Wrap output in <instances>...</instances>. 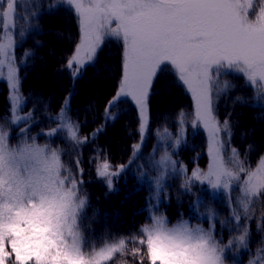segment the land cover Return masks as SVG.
<instances>
[{
    "label": "snow or ice",
    "instance_id": "snow-or-ice-1",
    "mask_svg": "<svg viewBox=\"0 0 264 264\" xmlns=\"http://www.w3.org/2000/svg\"><path fill=\"white\" fill-rule=\"evenodd\" d=\"M17 7L31 11L28 19L38 20L41 5L28 0H0V81L9 88L8 111L0 123V264H107L117 254L137 258V264H242V253H247V264H264V238L253 250L250 246V222L264 237V209L256 215L255 205L264 199V155L255 167L231 143V125L227 117L218 119V102L235 87L220 77L230 73L242 74L248 87L254 89L251 102L236 97L234 102L250 107L264 106V0H53L43 10L54 14L60 7L77 19L80 36L65 68L73 85L89 66H95L110 40L122 44V69L115 94L104 106L102 123L88 136H80V124L69 116L73 92L61 102L59 112L48 119L57 127L48 133L49 138L66 133L63 138L70 150L79 149L94 140L109 122L119 116V106L131 105L135 110V132L138 141L131 145L127 164L113 170L107 157L101 153L91 159L95 173L112 190V179L136 164L133 174L137 180L148 177L152 183L151 200L160 201L166 192L165 179L169 174L183 175L181 189L195 197L193 209L203 203V198L192 192L199 183L208 191L225 197L230 210L228 219L219 221L222 228L237 232L227 243L216 238L217 213L207 209L206 219L212 221L208 229L190 226L181 219L168 227L163 215H149L150 224L140 228V235L104 240L102 246H91L85 251V241L79 221L87 205V198L80 195L84 168L77 157L73 167L61 162L60 149L38 145L35 137L29 143L27 127L33 119L32 111L20 114L27 98L20 92L21 79L16 65L13 31L16 21L25 16ZM113 24L115 26H113ZM30 27L39 30V25ZM21 38L25 29L17 33ZM34 55L26 51L21 66ZM6 68V72H5ZM178 81L192 94L195 118L191 121L194 131L203 129L208 137L207 170L188 169L172 159V152L184 140V113L177 114L179 129L175 137L167 128L156 129L158 143L152 153L161 148L163 155L142 157L141 149L149 131L151 119L149 97L158 72L169 69ZM38 102L47 109L42 97ZM264 118V113L261 114ZM9 128L12 131H9ZM19 128L18 135L25 137L10 146V136ZM252 145H248L251 151ZM247 156V153L245 154ZM138 159H146L150 168L159 174L152 177ZM63 170V171H62ZM75 171V174H74ZM236 191L239 194L233 196ZM135 243L146 248L128 245ZM122 264L125 262L122 261Z\"/></svg>",
    "mask_w": 264,
    "mask_h": 264
},
{
    "label": "trees",
    "instance_id": "trees-1",
    "mask_svg": "<svg viewBox=\"0 0 264 264\" xmlns=\"http://www.w3.org/2000/svg\"><path fill=\"white\" fill-rule=\"evenodd\" d=\"M29 3L36 2L41 5L38 20H29L31 11H37L36 8H30L27 11L17 7V12L25 16L24 20H17V28L13 31L16 41L15 57L19 68L21 79L20 92L27 98L26 106L20 110L21 115L29 111L33 113L32 121L20 127H27L26 133L28 142H32L35 137V143L41 146L48 145L54 149H60V159L63 164L73 167L74 160L81 159V167L84 168L83 185L80 195L87 198L82 219L79 221L80 231L85 241V251H90L91 246L100 247L104 240H115L121 237H131L140 235V228L145 224H150L149 215H163L167 219V225L177 223L181 219L187 220L190 225H200L204 229L209 228L212 221L206 219L207 209H214L217 215L216 238L223 243L238 234L222 228L219 221L229 218L230 210L226 206V200L223 195L217 192L208 191V186L197 183L192 187V192L196 196L203 198V203L197 209H193L192 201L194 196L186 194L181 189L184 182V176L169 174L165 179L166 192L162 193L163 199L160 201L151 200L152 183L148 177L137 180L133 174L136 170V164H132L118 177L112 179V190L106 186L104 180L97 177L95 173V164L99 161H93L91 158L97 155L99 150L101 159L107 157L113 166V170L121 164H127L131 155V145L136 143L139 137L136 135L135 128V110L123 103L119 106V118L113 123L109 122L105 130L101 132L94 140L83 145L78 152L70 150V144L63 138L66 133H58L49 138L41 133H48L51 129L57 127V123L48 119L49 116H55L60 109L61 102L71 91V111L69 116L73 121L80 124V136H88L94 129L98 128L104 121L102 116L104 106L107 100L115 94L122 69V44L114 39L110 40L103 50V55L96 62L95 66H89L84 71L81 78L76 80L73 85L65 64L67 58L72 54L73 49L79 41L80 31L76 17L66 10V7H60L54 14H49L43 10V6L50 4L53 0H28ZM39 25V30L30 27L31 24ZM113 26H115L113 24ZM25 29V35L21 38L17 33L20 29ZM68 29L67 32H64ZM53 34V35H52ZM48 38H54L60 41V45L52 48L47 42ZM34 52V55L27 58V66H21V59L26 51ZM46 51V52H45ZM118 57H121L118 59ZM111 61H114L112 77L107 89H103L101 96H96V87L103 79L102 73L104 67ZM41 77V78H40ZM45 78L46 80H42ZM46 82V87L36 86L35 81ZM221 82L229 81L235 85L226 96H222L218 102L217 116L221 121L225 117L229 119L231 125V143L241 154V159H247L248 165L255 167L260 155H264V106L257 105L250 107L248 104L234 102L236 97L251 102L254 95V89L248 87L242 74L230 73L220 77ZM165 89L174 93L176 99L171 105H162L165 96ZM8 87L4 81H0V123H4L3 117L8 111ZM37 97H42L47 104L45 111ZM150 123L149 131L145 137L144 145L141 149L142 157H148L152 153L153 146L158 143L157 137L153 134L156 129L167 128L172 136L175 137L179 124L177 114L184 113V140L181 145L173 150L172 159L179 161L188 169V175L193 168L199 167L202 170L207 169L209 163L208 141L206 131L198 129L194 131L191 127V121L195 118L196 105L192 94L177 79L172 70L165 69L158 72L153 81V86L149 97ZM11 132L12 129L9 128ZM19 128L9 138V145L15 146L25 137L18 135ZM248 145H252L251 151ZM163 149L154 153L156 159L163 155ZM247 153V156L245 154ZM137 163L144 165V170L152 177L159 173L150 168L146 159H138ZM63 171V170H62ZM75 174V171H74ZM239 193L234 191L233 196ZM256 215L264 209V199L255 205ZM252 232L251 248L254 250L261 238L257 232L256 224L250 222ZM130 250L133 247L144 246L130 243ZM249 256L242 253V264H247ZM137 264V258L125 254L123 257L117 254L113 261L107 264ZM144 264H148L145 260ZM225 264H232L231 260H226Z\"/></svg>",
    "mask_w": 264,
    "mask_h": 264
},
{
    "label": "rangeland",
    "instance_id": "rangeland-1",
    "mask_svg": "<svg viewBox=\"0 0 264 264\" xmlns=\"http://www.w3.org/2000/svg\"><path fill=\"white\" fill-rule=\"evenodd\" d=\"M68 29H65L64 32H67ZM53 35V34H52ZM13 39L15 40V37L13 35ZM47 42L50 44V46L52 48H56L60 45V41H57L54 38H48ZM46 52V51H45ZM121 57H118V59H120ZM17 65V63H16ZM113 66H114V61H111L109 64H107V66L104 67V72L102 73V77H100L99 79H103V81L99 82L96 89V96H101L103 89H107L109 84H110V80L112 77V71H113ZM18 67V65H17ZM5 72H6V68H5ZM41 78V77H40ZM42 80H46L45 78H42ZM36 86H41V88L46 87V82H42L40 80L35 81ZM8 92H9V88H8ZM176 99L174 93L168 91L167 89H165V96L164 99L162 100V105L166 106V105H171L172 102ZM207 135V132H206ZM207 141H208V137H207ZM209 161H210V157H209ZM209 164V163H208ZM207 164V166H208ZM207 170V169H206ZM178 223V222H177ZM177 223H172L171 225H168V227H172L173 225L177 224ZM190 225V224H189ZM190 226H195V225H190ZM200 226V225H199ZM201 227V226H200Z\"/></svg>",
    "mask_w": 264,
    "mask_h": 264
}]
</instances>
